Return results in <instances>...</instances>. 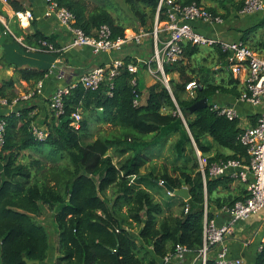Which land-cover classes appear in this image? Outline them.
<instances>
[{"label":"trees","instance_id":"obj_1","mask_svg":"<svg viewBox=\"0 0 264 264\" xmlns=\"http://www.w3.org/2000/svg\"><path fill=\"white\" fill-rule=\"evenodd\" d=\"M55 1L74 14L75 26L88 35H94L103 24L111 27L113 38L124 36L126 29L132 28L107 9L90 7L87 0ZM126 1L134 6L141 24L146 23V8L154 21L159 0ZM178 2L202 4V0ZM9 5L16 11L25 10L21 0H9ZM207 8L217 13L215 8ZM12 25L27 44L47 41L60 49L53 36L39 31L25 34L18 22ZM5 37L12 57L0 56V66L13 68L17 76L1 81L0 99L10 104L17 97V81L38 83L49 68L23 66L24 60L28 61L23 55L32 49L11 35ZM200 47L187 44L181 59L166 63L170 87L156 78L146 88L144 102L139 73L127 67L132 60L137 62L131 56H125L118 74L97 89L76 85L63 98V112L56 114L51 108L47 114L45 139H37L32 132L36 115L31 107L2 114L7 125L0 148V264H28L25 257L38 262L35 264H47L53 239L46 219L56 226L57 255L52 264H161L167 254L176 251L177 244L200 252L205 205L208 210L212 203L231 207L248 194L220 196L221 188H231L238 178L211 176L206 169L205 182L200 170L194 145L209 164L248 157L247 147L239 139L243 130L237 119L212 110L210 102L206 108L189 110L198 99L229 91L228 86L236 92L240 87L229 68L227 53L215 46L218 57L214 62L211 54L198 57ZM34 51V55L50 53L51 59L61 55L57 50ZM217 64L221 65L214 69ZM175 72L178 79L172 77ZM221 74L225 76L219 80ZM192 80L198 81L194 94L186 90ZM137 98L139 104H135ZM75 113L81 115L78 127L72 125ZM102 124H110V129L99 128ZM176 135L174 150L185 163L175 165L173 175L167 170L159 178L151 174L150 179L154 183L166 181L174 188H189L190 198L182 199L178 212L156 199L140 176L151 160L146 149L164 146ZM215 145L230 153L214 152ZM28 150L44 153L47 161L25 154ZM189 150L193 156L187 155ZM112 151L125 157L117 163ZM261 244L255 264H264V241ZM206 264L216 261L208 258Z\"/></svg>","mask_w":264,"mask_h":264},{"label":"built area","instance_id":"obj_2","mask_svg":"<svg viewBox=\"0 0 264 264\" xmlns=\"http://www.w3.org/2000/svg\"><path fill=\"white\" fill-rule=\"evenodd\" d=\"M9 5V0H0ZM49 1V12L54 13L59 22L67 27L73 34L74 45H85L93 49L96 54L102 52H113L121 50L127 43L135 41L141 43L150 33L134 32L117 38H113L112 29L108 24L101 25L94 35H88L85 31L75 26L74 14L66 7L60 6L55 0ZM264 11V0H244L243 6L238 10L239 14ZM164 16V18H162ZM34 18L31 10H13L12 17L8 18L0 14V21L3 23V33L11 35L20 43L32 50H55L53 44L47 41L38 43L34 48L32 45L24 44L22 36L17 35L12 27L11 20L17 22H28ZM206 21L210 23H222L224 18L219 13H214L203 4L192 2L183 5L178 0H159L154 27L151 30L153 37V54L148 61L143 62L146 70L153 76L160 78L168 87L169 79L165 73L164 65L173 63L183 57L184 47L187 44L197 46H219L223 52L227 53L229 68L235 76L245 84V89L241 93V100L252 104H259L264 97V56L258 55L251 47L242 41H227L216 36H208L200 33L194 26L195 21ZM46 47V48H45ZM154 63L156 66H154ZM122 58H115L107 66H98L84 74L77 80L60 86L56 89L50 100V106L56 114L63 112V98L70 89L78 84L86 88L97 89L104 81L111 80L118 74L119 69L124 66ZM128 69L133 73H138L141 69L140 60H132L127 64ZM161 76H160V75ZM136 84V79L133 80ZM42 82H38L37 92L40 91ZM198 85L197 80H192L186 85V90L194 94ZM32 94H25V98L32 97ZM140 99L135 100L139 104ZM1 105L9 104L6 99H0ZM211 109L219 114L225 115L229 119H237L238 112L234 107L212 103ZM81 120L79 113L74 114L72 125L78 127ZM6 120L0 115V148L5 143ZM32 132L37 139H45L47 136L46 127L38 124L32 125ZM240 142L247 147L248 157L241 159H228L212 162L203 159L199 151L200 170L206 182V169L211 176H222L230 174L235 178L247 183V197L238 200L231 207H227L231 221L219 225L210 218L207 204L204 210L203 246L200 250L202 264H206L208 254L211 249L216 250V264H247L242 257H231L229 248L225 241L235 223L247 220L253 214L264 210V112L260 114L253 126L246 128L239 136ZM188 209V208H187ZM189 250L182 244H177L174 253L167 254L162 260L164 264L171 256H182Z\"/></svg>","mask_w":264,"mask_h":264},{"label":"crops","instance_id":"obj_3","mask_svg":"<svg viewBox=\"0 0 264 264\" xmlns=\"http://www.w3.org/2000/svg\"><path fill=\"white\" fill-rule=\"evenodd\" d=\"M21 1L25 10L27 9L32 11L34 18L28 22H18L19 27L23 29L25 34L39 31L46 36H53L54 43L60 48H56L55 50H57L56 52H60L61 55L55 59H51L52 56L50 53L43 56L40 54L34 55V50L26 52L23 57L28 59V61L24 60L23 66L31 65L39 68L48 67V73L41 80L42 84L40 91L38 92V83L26 80L17 81L14 89L17 97L12 103L0 106V115L18 111L22 106L31 107V113L36 115L35 124L45 127L44 120L47 114L51 111L50 100L58 87L67 85L77 80L82 74L98 66H107L111 64L115 58L123 59L125 56H131L140 60V64L143 65L141 67L146 68L142 63L148 61L152 56L153 48L145 39L142 44H140L141 47H138L140 45H136L137 43H127L119 51L102 52L99 54H96L89 46L74 45V36L67 29V27L63 26L59 22L54 13H51L50 15L46 14L49 12L48 0ZM230 2L231 5L228 6V8L226 6L224 7L225 9L223 11L225 12L221 11L219 13V11L215 8L216 12L221 14L224 18L222 23L213 24L198 20L193 23L194 26L200 33L208 36H216L227 41H242L251 47L258 55L264 56V11L259 10L241 15L238 12V10H240V7L238 6H241L244 0H230ZM0 12V14L10 18L12 17L13 8L11 5L4 4L0 1ZM16 22L17 21L15 20H11V26H13L12 24H15ZM2 26L3 23L0 21V56L7 54L10 58L12 57V51L10 52L11 48L7 42V38L5 37L7 35L3 33ZM132 31L133 30H131L130 33H132ZM22 38L23 43L27 44L24 36H22ZM36 45H38V43L32 44V47L34 48ZM208 55L209 54H206L205 56ZM211 58L214 59V62L217 61V56L211 54ZM220 65L217 64L214 68H218ZM145 71L147 70H139V80L141 77H143L144 80L146 79V74L144 73ZM13 76H17L13 68L0 66V84L3 79H8ZM224 76L225 74H221L219 76V80ZM172 77L178 79L179 73H173ZM234 77L239 80V86L245 89V84L241 82V79L235 75ZM154 81L155 80L148 82L145 81L146 87L150 86ZM240 87H238V92H236L232 90L233 87L228 86L227 88L230 89L229 91L217 92L210 99H208V102H216L222 105L234 107L238 112V125L244 131L246 128L253 126L260 114L264 112V97L259 104H252L247 101H243L241 100L242 90L240 91ZM27 93H33V95L32 97L24 99L23 97ZM145 99L146 94L144 93L141 95L142 102H144ZM106 125L109 127L108 129H110V124ZM213 151H219L225 154L230 153V151H225L215 146ZM147 152L149 151L147 150ZM25 154H33V152L28 150L25 151ZM246 191L247 183L238 178V180H235L232 183L231 188H221L219 195L244 196ZM227 207L228 206L219 207L217 203H212L208 210V212L211 213L210 218L214 219L219 225L229 223L231 221V215ZM55 240L56 239L52 240L53 251L51 252V260H48L47 264H52L53 258L57 255L55 251ZM263 241L264 210L253 214L247 220L235 223L231 234H229L226 238L225 244L229 248V254L231 257H242L245 259L247 264H255L256 254L260 250L262 245L261 243ZM199 253L200 252L196 250H187L182 256H171L164 264H202ZM215 253L216 250L211 249L208 254V258L213 259L215 257Z\"/></svg>","mask_w":264,"mask_h":264},{"label":"rangeland","instance_id":"obj_4","mask_svg":"<svg viewBox=\"0 0 264 264\" xmlns=\"http://www.w3.org/2000/svg\"><path fill=\"white\" fill-rule=\"evenodd\" d=\"M87 1L90 7H94L97 5L101 6L107 9L116 19L120 20L126 26H132V28L126 29V34H131L130 33L131 30H133L136 33L141 32V31L150 33V35L146 36L144 39L147 42H149L152 48H154L153 43H152L153 37L151 35V30L154 27V21L149 14V9L147 8L145 9V11L147 12V15L145 18L146 23L141 24L142 22L141 19L136 15V13H134V6L131 3L127 2L126 0H87ZM202 4L206 7L216 8L217 11H219L220 13L221 11L225 9L224 8L225 6L228 8V6L231 5V2L230 0H202ZM131 44H136V42L133 41L131 42ZM140 44H142V42L139 44L137 43L136 45H140ZM138 47H141V45ZM200 48H201V52L198 55L199 58L201 56H205L206 54H209V55L212 54L214 56H217L215 47H200ZM152 54H153V51H152ZM144 69L146 68L141 67L140 70L144 71ZM214 69H217V68H214ZM144 73L146 74V79L144 80L143 77L140 78L139 87L143 91V94L144 93L146 94L147 87H146L145 81L146 82L152 81V80H155L157 77L151 75L148 71H145ZM170 77L171 75L170 76L167 75L168 79H170ZM0 106L2 105L0 104ZM99 128H104L107 130L109 127H107L106 124H102V126H100ZM177 139H178V136L176 135V136H172L170 140L164 146H149V148L146 150L150 152V153L147 152V154L150 156L151 161L142 168L141 173H140V176L144 177L143 185L155 195L156 199L162 201L165 207H167V204H171L172 209L175 212H178V210H180L179 204L183 198L175 197V195L169 193L168 190L165 188V186H163L160 182L154 183L152 182L150 178H151V174H154L155 176H158L159 178L167 170L170 174L173 175L174 166L175 165L180 166L185 163V158L183 157L179 158L174 150V143L176 142ZM194 147L196 148V153L199 159V156H200L199 151L197 150L196 145H194ZM215 147L221 148L225 151H229L217 145H215ZM112 154H115V162L117 163H119L125 157V155L120 156L119 154H116L113 151H112ZM33 155L40 157L41 159L47 161V158L44 155V153L40 154L34 151ZM187 155L189 157L193 156L190 150L187 152ZM46 220H48L46 223L51 232L52 239H55L56 226L55 224L53 225L52 220H49V219H46ZM50 260L51 258L49 259V261Z\"/></svg>","mask_w":264,"mask_h":264},{"label":"water","instance_id":"obj_5","mask_svg":"<svg viewBox=\"0 0 264 264\" xmlns=\"http://www.w3.org/2000/svg\"><path fill=\"white\" fill-rule=\"evenodd\" d=\"M208 105H209L208 99L207 98H201V99H198L194 104H192L189 107V110L191 112H194L195 110L206 108ZM159 182L163 186H165V188L168 190L169 193H171L173 195L180 196L184 200H188L190 198V192H189V188L187 186H183L181 188H174L173 186H171L166 181H159ZM25 260L28 262V264L38 263V262L30 261V260L28 261L26 257H25Z\"/></svg>","mask_w":264,"mask_h":264},{"label":"bare ground","instance_id":"obj_6","mask_svg":"<svg viewBox=\"0 0 264 264\" xmlns=\"http://www.w3.org/2000/svg\"><path fill=\"white\" fill-rule=\"evenodd\" d=\"M26 22V21H25Z\"/></svg>","mask_w":264,"mask_h":264},{"label":"clouds","instance_id":"obj_7","mask_svg":"<svg viewBox=\"0 0 264 264\" xmlns=\"http://www.w3.org/2000/svg\"><path fill=\"white\" fill-rule=\"evenodd\" d=\"M2 116V115H1Z\"/></svg>","mask_w":264,"mask_h":264}]
</instances>
